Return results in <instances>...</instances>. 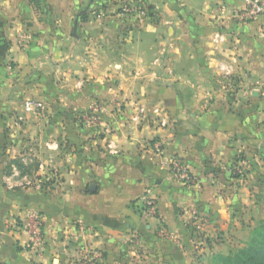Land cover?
<instances>
[{
  "label": "crops",
  "instance_id": "0c3cea01",
  "mask_svg": "<svg viewBox=\"0 0 264 264\" xmlns=\"http://www.w3.org/2000/svg\"><path fill=\"white\" fill-rule=\"evenodd\" d=\"M124 1L153 9L120 14ZM242 5L0 0V264H85L82 243L101 250L98 264H222L216 255L248 242L264 220V18L240 21ZM216 32L227 41L216 43ZM221 64L232 66L233 84L220 83ZM28 99L45 109L27 112ZM93 102L103 112L90 125ZM155 105L170 125L134 120L140 106ZM26 156L47 186L20 185L30 176L11 161ZM176 157L196 183L172 175ZM147 187L178 242L141 218ZM191 207L203 222L189 219ZM32 209L44 218L40 252L12 224Z\"/></svg>",
  "mask_w": 264,
  "mask_h": 264
},
{
  "label": "built area",
  "instance_id": "2783aa9c",
  "mask_svg": "<svg viewBox=\"0 0 264 264\" xmlns=\"http://www.w3.org/2000/svg\"><path fill=\"white\" fill-rule=\"evenodd\" d=\"M243 1V7L237 8L234 12L236 17L242 22H250L255 21L260 18H264V0H241ZM124 12L139 11L143 14L149 12L148 9L143 8L142 6L127 4L123 8ZM214 41L216 43H222L227 41L226 35L221 32H216L214 35ZM220 70L225 75H232L233 68L227 64H221ZM152 109L149 111L146 106H140L136 115L134 116V120L141 122L143 118L150 119L155 118L159 119V123L161 126L167 127L171 124V118L168 115L167 111L160 106L155 105L151 107ZM24 109L27 112H40L45 109V104L43 101L38 99H28L24 102ZM90 112L87 116V122L90 125H95L101 123V114L103 112L102 107H100L96 102H93L90 106ZM163 142H158L156 144V149L160 153L162 151ZM111 152L117 153L118 151L113 148L110 144ZM242 164L236 166V170L238 172H242ZM170 171L172 175L182 184L191 185L196 183V175L190 169L189 165L181 158H173L170 161ZM139 210L141 213V218L146 222H154L155 223V233L163 238L171 241L178 242L179 235L176 232H173L164 225L161 221L159 213H158V197L155 193L153 187H147L144 193L140 196L137 201ZM187 213L189 215L190 220H194L196 223H201L204 221L202 214L196 210V208H188ZM44 218L37 213L28 212L26 214V221L24 222V228L30 235V240L28 242V246L38 252L44 251L47 246V242L44 236L43 230ZM79 227L81 230H91V228L86 225L84 222H79ZM134 239L136 240V244L139 247H143L142 240L138 234V232L134 233ZM103 258V254L101 250L97 248H92L87 243H82L77 250V260L79 263H88V264H98Z\"/></svg>",
  "mask_w": 264,
  "mask_h": 264
},
{
  "label": "trees",
  "instance_id": "16d2710c",
  "mask_svg": "<svg viewBox=\"0 0 264 264\" xmlns=\"http://www.w3.org/2000/svg\"><path fill=\"white\" fill-rule=\"evenodd\" d=\"M13 161L23 168L20 161ZM215 259L222 264H264V220L252 230L250 239L243 247L227 255H216Z\"/></svg>",
  "mask_w": 264,
  "mask_h": 264
},
{
  "label": "rangeland",
  "instance_id": "374dc122",
  "mask_svg": "<svg viewBox=\"0 0 264 264\" xmlns=\"http://www.w3.org/2000/svg\"><path fill=\"white\" fill-rule=\"evenodd\" d=\"M127 4H129L128 2H126V1H124L123 3H122V5H121V11H120V14H123V12H124V10H122V8L125 6V5H127ZM131 4H135V5H138V6H142L143 8H145V9H150V8H152L153 6L152 5H150V4H146V5H144L142 2H141V4L139 3H136V2H132ZM130 4V5H131ZM153 9V8H152ZM150 11V10H149ZM139 12V11H138ZM141 15H143L144 16V14L143 13H141ZM145 15H148V13H146ZM161 62V60H158V61H156V63H160ZM219 77L221 78L219 81H220V83H224V85H228V84H233L234 82H232V80H229L228 81V78L227 77H231V76H227V75H224V74H219ZM160 108H161V106H160ZM153 119H155V118H153ZM24 146L27 148L28 147V144L27 143H25L24 144ZM29 156H26V157H20V158H17V160L18 161H20V163H22L23 164V168H19L18 167V165L15 163V162H13V160L11 161V163L13 162L14 163V168L16 169V170H18L19 172H18V176L20 177L21 175H29L30 177H29V179L28 180H23V181H21V186H26V185H34V182H36V181H38V184H39V186L40 187H44V185L45 184H47V182H48V180H46V178L44 179V177L43 176H39V175H37L36 174V172H37V170H39V168H40V163L37 161V160H35V159H30V158H28ZM45 186H47V185H45ZM31 212H34V213H37V214H39L40 216H42L43 217V215H42V213L39 211V210H36V209H32V210H30ZM29 211V212H30ZM20 216H21V214H20ZM26 221V215H24L23 217L21 216L20 218H17L16 219V217H15V219H13V221H12V224H14L15 225V227H17V228H23L24 230H25V228H24V222ZM217 263H218V261H217ZM220 263V262H219Z\"/></svg>",
  "mask_w": 264,
  "mask_h": 264
},
{
  "label": "water",
  "instance_id": "95a60500",
  "mask_svg": "<svg viewBox=\"0 0 264 264\" xmlns=\"http://www.w3.org/2000/svg\"><path fill=\"white\" fill-rule=\"evenodd\" d=\"M93 189L95 188V187H92Z\"/></svg>",
  "mask_w": 264,
  "mask_h": 264
}]
</instances>
